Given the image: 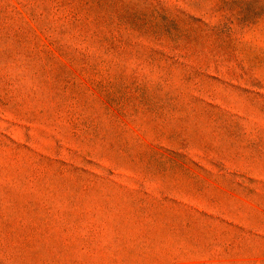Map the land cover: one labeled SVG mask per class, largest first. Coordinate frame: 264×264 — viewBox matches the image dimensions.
I'll use <instances>...</instances> for the list:
<instances>
[{
	"label": "rangeland",
	"instance_id": "1",
	"mask_svg": "<svg viewBox=\"0 0 264 264\" xmlns=\"http://www.w3.org/2000/svg\"><path fill=\"white\" fill-rule=\"evenodd\" d=\"M0 264H264V0H0Z\"/></svg>",
	"mask_w": 264,
	"mask_h": 264
}]
</instances>
